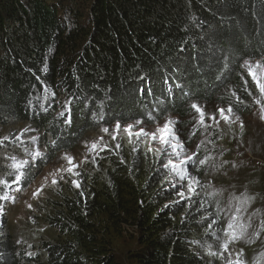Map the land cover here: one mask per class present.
I'll return each mask as SVG.
<instances>
[{
	"label": "trees",
	"instance_id": "16d2710c",
	"mask_svg": "<svg viewBox=\"0 0 264 264\" xmlns=\"http://www.w3.org/2000/svg\"><path fill=\"white\" fill-rule=\"evenodd\" d=\"M250 60L264 67V0H0V151L21 148L14 136L3 139L5 130L41 133L25 187L91 130L183 117L193 103L224 101L240 111L231 92L248 101L239 87ZM228 155L236 167L227 170H247L237 198L208 187L203 157L182 166L132 156L85 167L80 187L53 202L47 237L30 254L0 214V264H223L225 245L248 252L229 264H264V164L240 148ZM188 177L204 187L176 197L183 188L174 182ZM222 194L236 203L230 218Z\"/></svg>",
	"mask_w": 264,
	"mask_h": 264
},
{
	"label": "rangeland",
	"instance_id": "374dc122",
	"mask_svg": "<svg viewBox=\"0 0 264 264\" xmlns=\"http://www.w3.org/2000/svg\"><path fill=\"white\" fill-rule=\"evenodd\" d=\"M249 69L258 76L264 77V67L258 60L243 62L239 88L243 95L248 98V101L239 103L245 107L240 111L233 107L234 114L231 115L228 122L220 118L217 109H227L230 104L221 101L212 104H197L205 114L204 124L199 122L200 113H197L191 107L188 114L183 117L168 114L159 121L150 123L132 120L119 123V128L116 127V123L107 128L91 130L84 135L82 141L80 140L73 149L63 151L52 160L46 161L41 173L39 175H36V173L32 182L25 187L22 185L23 187L21 186L19 190H11L10 187L18 182L16 176H21L22 172L24 173L25 170L30 168L28 165L37 160V158L32 159L31 153L38 152L40 155L42 154V148L39 146L41 133L29 125L15 126L11 131L5 130L3 139L7 137L4 140H10L9 136H14L12 140H17L20 143L19 147H21L17 149V153L0 151V184L6 188L4 191L5 201L0 204V214L4 218L5 230L12 234L16 243L26 254H30L34 246L39 244L38 240L47 237L44 220L52 215L53 209L51 206L53 202L57 201L59 196L64 194L69 187H76L73 181H78V171L85 167L95 168L98 164L112 162V158L126 164L132 156H141L144 160L146 158V161L149 159L150 162L151 158L157 159L159 157L161 162L168 165L174 163L182 166L181 160H185L188 156L192 157L190 162L192 163L200 158L202 153L207 152L208 156L205 160L212 174L209 178H205V181L209 184L208 187L223 188L237 198V185H239L247 170L239 172L238 169L235 171L227 170L228 167L238 166V151L234 155L236 166H232L234 163L231 162L228 154L240 148L248 155L251 154L257 157L254 159L258 160L260 164H264V160H262L264 159V120L260 118L261 108L264 107V97H261L255 82L252 81ZM231 94L235 96L236 103L237 98L242 101L239 93L232 91ZM244 96L241 98H244ZM257 99L261 103L257 104L255 102ZM212 116H215L216 119H210ZM169 120L175 122L173 127L179 141L170 139L169 143L162 144L160 142L161 133L158 130ZM138 121L139 123H137ZM216 121H219V123ZM205 125L208 127H205ZM104 129L108 131H104ZM141 129L147 135H137ZM153 134L156 136L155 139H153ZM33 137H35V140L32 139ZM177 143L182 144L183 147H176ZM0 148L5 149L3 145ZM67 157L72 158L71 164L68 162ZM164 158H166L165 161ZM21 161H28L29 163L20 169L11 167L13 163ZM151 164L154 165L155 163ZM4 167L8 169L9 180H12L10 184L2 175ZM69 168L72 171H68ZM185 181H183L185 183L174 182V189L183 188L177 193L176 197H181L180 193H183V197L189 196L195 188L204 187L203 181L195 183L190 177ZM21 183L23 184V181ZM238 189H242L241 185ZM221 197L223 205H226L225 194H222ZM232 204H235L233 200ZM260 247L262 246H256V249L260 251ZM220 250L227 258L223 264H229L231 260L248 255L246 249L235 245H227L226 248L221 247Z\"/></svg>",
	"mask_w": 264,
	"mask_h": 264
},
{
	"label": "snow or ice",
	"instance_id": "6c2138e0",
	"mask_svg": "<svg viewBox=\"0 0 264 264\" xmlns=\"http://www.w3.org/2000/svg\"><path fill=\"white\" fill-rule=\"evenodd\" d=\"M259 66V65H258ZM249 75L251 76L252 78V81L255 82L256 84V88L259 90V93L261 94V97H264V82H262V80H264V77H260L258 76L257 74L253 73L251 71V69H249ZM251 94V93H250ZM257 104L261 103V101L259 99H257L255 101ZM237 103H243V101H240L239 98H237ZM191 107L197 112V113H200V123L201 124H204V112L203 110L195 103H193L191 105ZM217 111L219 112L220 114V118L225 120L226 122H228L230 120V117L231 115L234 114L233 112V107L231 105H229V107L227 109H224V108H219L217 109ZM61 115H63V113H61ZM260 118L262 120H264V107L261 108V115H260ZM210 119H213L215 120V116H212L210 117ZM237 119H239V117H237ZM217 123H219V121H216ZM65 123H70V120H66ZM139 123V121L137 122ZM175 124L174 121H166L164 123V125L158 130L161 135H160V142L162 144H167L170 142V139H175L177 141H179V137L177 136L176 134V130L174 129L173 125ZM119 123H117L116 127L119 128ZM241 126L243 127V122L241 121ZM131 127V126H129ZM205 127H208L207 125H205ZM104 131H108L107 129H104ZM140 134H145L147 135V133H144V130L141 129L140 133H137V135H140ZM156 136L155 134H153V139H155ZM4 139H7V137H5ZM33 140H35V137L32 138ZM53 143H55V141H53ZM93 147H95V145H93ZM176 147H183L182 144L180 143H177ZM178 154V153H177ZM40 155V153L38 152H33L31 153V156H32V159H35L36 157H38ZM15 159V158H13ZM68 159V162L71 164L72 163V158L71 157H67ZM192 161V157L191 156H188L185 160H181V165H187V164H190V162ZM29 162L28 161H21V162H17V163H13L11 165L12 168L14 169H20V168H23L25 165H27ZM171 163V161H170ZM205 163V160H201L200 161V164H204ZM73 167H75V165H73ZM165 167H167V165H165ZM68 171H72L71 168L67 169ZM21 179L20 176H16V180L19 181ZM55 183V181H54ZM196 183H199L198 181H196ZM73 184L79 188L80 187V184L78 181H73ZM175 187V186H173ZM190 191L192 190L191 188L189 189ZM181 196V198H183V193H180L179 194ZM243 237V233H241L239 236H236V235H233L230 237V239H241ZM225 248H226V245H225Z\"/></svg>",
	"mask_w": 264,
	"mask_h": 264
},
{
	"label": "clouds",
	"instance_id": "9594fccd",
	"mask_svg": "<svg viewBox=\"0 0 264 264\" xmlns=\"http://www.w3.org/2000/svg\"><path fill=\"white\" fill-rule=\"evenodd\" d=\"M208 156V153L207 152H204V153H202L201 154V156L200 157H203V158H206ZM37 159H38V157H36ZM32 163H35V161H32ZM23 172H22V174H21V179L17 182V183H15V184H13V185H18L19 187V189H20V187H21V182H22V179H23ZM18 189V190H19ZM232 198H231V200H227L225 203H227L226 205H222L221 207H222V210L223 211H226L227 212V214L229 215V218H230V216H231V214L236 210V203L233 205L232 204ZM4 201H5V199H4ZM229 218H227V219H229ZM28 254V253H27Z\"/></svg>",
	"mask_w": 264,
	"mask_h": 264
},
{
	"label": "bare ground",
	"instance_id": "6f19581e",
	"mask_svg": "<svg viewBox=\"0 0 264 264\" xmlns=\"http://www.w3.org/2000/svg\"><path fill=\"white\" fill-rule=\"evenodd\" d=\"M242 239V238H241ZM257 247L261 246V244L259 242H257L256 244ZM262 250V247H260V251Z\"/></svg>",
	"mask_w": 264,
	"mask_h": 264
}]
</instances>
